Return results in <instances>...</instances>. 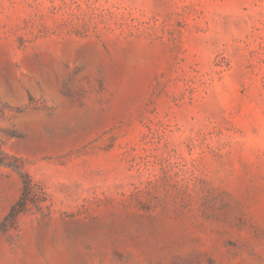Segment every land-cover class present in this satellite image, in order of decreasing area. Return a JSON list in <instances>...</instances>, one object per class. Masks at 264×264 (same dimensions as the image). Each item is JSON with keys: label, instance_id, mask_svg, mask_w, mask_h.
Returning a JSON list of instances; mask_svg holds the SVG:
<instances>
[{"label": "rangeland", "instance_id": "1", "mask_svg": "<svg viewBox=\"0 0 264 264\" xmlns=\"http://www.w3.org/2000/svg\"><path fill=\"white\" fill-rule=\"evenodd\" d=\"M0 264H264V0H0Z\"/></svg>", "mask_w": 264, "mask_h": 264}, {"label": "trees", "instance_id": "2", "mask_svg": "<svg viewBox=\"0 0 264 264\" xmlns=\"http://www.w3.org/2000/svg\"><path fill=\"white\" fill-rule=\"evenodd\" d=\"M5 154L0 149V164H7V162L4 159Z\"/></svg>", "mask_w": 264, "mask_h": 264}]
</instances>
